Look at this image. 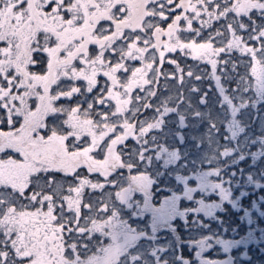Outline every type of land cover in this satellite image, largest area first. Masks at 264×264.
<instances>
[{
	"label": "snow or ice",
	"instance_id": "1",
	"mask_svg": "<svg viewBox=\"0 0 264 264\" xmlns=\"http://www.w3.org/2000/svg\"><path fill=\"white\" fill-rule=\"evenodd\" d=\"M245 210L264 0H0V264H234Z\"/></svg>",
	"mask_w": 264,
	"mask_h": 264
},
{
	"label": "trees",
	"instance_id": "2",
	"mask_svg": "<svg viewBox=\"0 0 264 264\" xmlns=\"http://www.w3.org/2000/svg\"><path fill=\"white\" fill-rule=\"evenodd\" d=\"M229 211L231 210L229 209ZM240 215L244 217L242 218ZM247 219L250 222L249 227L246 225ZM225 222L228 225L229 234L240 241L232 247L231 252L244 248L248 253L249 263H255L257 260V264H264V212L260 213L258 217L254 214L248 217L245 212L243 214L236 213L228 216ZM246 227L251 229L249 236ZM260 235L262 238L259 241L256 237Z\"/></svg>",
	"mask_w": 264,
	"mask_h": 264
},
{
	"label": "rangeland",
	"instance_id": "3",
	"mask_svg": "<svg viewBox=\"0 0 264 264\" xmlns=\"http://www.w3.org/2000/svg\"><path fill=\"white\" fill-rule=\"evenodd\" d=\"M230 207V206H229ZM253 208H256V204H255V202L253 201ZM257 211H259L258 210V208H257ZM245 213L247 214V216L248 217H250L249 216V214H248V212H247V210H245ZM262 213V212H261ZM241 214V213H240ZM242 218L244 217V216H242V215H240ZM241 221V220H240ZM248 222V223H247ZM247 222H246V225L249 227L250 226V222L248 221V219H247ZM246 229H247V232H248V236H249V231L251 230L250 228H247L246 227ZM213 231H215V230H213ZM258 235V234H257ZM256 238H258L259 239V241L261 240V235L260 236H257ZM187 251V250H186ZM186 253V252H185ZM211 253L212 252H210L209 253V255H211ZM241 253H244V255H243V257L244 258H248V253H247V251L243 248L242 250L241 249H239L238 251H236L235 253H231V255L232 256H241ZM187 254H188V252H187ZM215 256H218L219 258L220 257H225L224 256V254H222L221 252H215ZM257 262V260H255V263ZM254 262L253 263H246V262H244V261H242V264H255ZM193 264H195V261H193ZM236 264V263H235Z\"/></svg>",
	"mask_w": 264,
	"mask_h": 264
},
{
	"label": "flooded vegetation",
	"instance_id": "4",
	"mask_svg": "<svg viewBox=\"0 0 264 264\" xmlns=\"http://www.w3.org/2000/svg\"><path fill=\"white\" fill-rule=\"evenodd\" d=\"M231 249H233V248H231ZM187 252H188V251H186L185 254H186L187 256H189V258L191 259V258L193 257L194 254H193V253H189V252H188V254H187ZM210 252H212V251H210ZM210 252L205 253V255H209ZM221 253L224 254V256L226 255L225 252H221ZM231 253H235V252H231V251H230V254H227V255H228V261H229V262H232V261H233V257L235 258L234 264H235V263H236V264H242L243 259L246 260L243 256H232ZM211 255L215 256V252H212ZM220 260H221V262H222V264H223L224 257H223V256L220 257ZM255 264H257V263H255Z\"/></svg>",
	"mask_w": 264,
	"mask_h": 264
}]
</instances>
